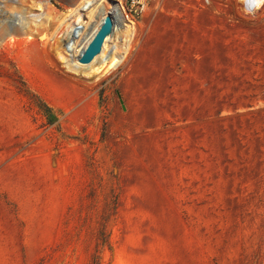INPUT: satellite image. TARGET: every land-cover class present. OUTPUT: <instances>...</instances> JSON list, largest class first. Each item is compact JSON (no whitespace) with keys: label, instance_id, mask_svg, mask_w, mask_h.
<instances>
[{"label":"rangeland","instance_id":"obj_1","mask_svg":"<svg viewBox=\"0 0 264 264\" xmlns=\"http://www.w3.org/2000/svg\"><path fill=\"white\" fill-rule=\"evenodd\" d=\"M83 1L0 0V264H264V5Z\"/></svg>","mask_w":264,"mask_h":264},{"label":"bare ground","instance_id":"obj_2","mask_svg":"<svg viewBox=\"0 0 264 264\" xmlns=\"http://www.w3.org/2000/svg\"><path fill=\"white\" fill-rule=\"evenodd\" d=\"M81 3V2H80ZM105 2L101 1V2H96V3H93L92 4V7L86 12V15L88 18L92 17L95 13L98 14V22H96L97 24L100 22L101 18L104 17L105 15H107L108 13L111 14V16L113 17V21H114V29H113V32H112V35L115 33V30L117 29V21L121 20L122 23H123V26L125 27V29H127L128 25L126 23H124V19H123V10L120 5H116L115 7H111L109 4L108 8L105 6ZM82 6L79 4L75 10L73 11V14L77 17V20L81 19V16H83V14H81V11H82ZM39 11H43L42 8H39ZM85 16V14H84ZM81 21V20H79ZM98 25H95L91 31L88 33V36L86 37V41L84 43V45H82L83 47L81 48V50L85 47L86 43L88 42V40L90 39V37L93 35V33L95 32L96 28H97ZM87 35V34H86ZM112 35H109L108 37H106L102 43V46H101V50H100V53L94 57V59L92 60V62L94 63H98V64H104L105 62V58H104V55L106 53V47H107V42L111 39ZM85 39V38H84ZM106 45V46H105ZM81 51L77 54V57L80 55ZM115 60V58H114ZM113 61V57L110 56V63L109 64V67H113L114 66V63H112ZM78 62V61H77ZM97 64V65H98ZM84 65V64H83Z\"/></svg>","mask_w":264,"mask_h":264},{"label":"water","instance_id":"obj_3","mask_svg":"<svg viewBox=\"0 0 264 264\" xmlns=\"http://www.w3.org/2000/svg\"><path fill=\"white\" fill-rule=\"evenodd\" d=\"M112 32L113 17L110 13H108L103 17L97 31L95 32L85 49L81 52L80 56L77 59L78 63H90L91 60L100 53L104 39L111 35Z\"/></svg>","mask_w":264,"mask_h":264},{"label":"built area","instance_id":"obj_4","mask_svg":"<svg viewBox=\"0 0 264 264\" xmlns=\"http://www.w3.org/2000/svg\"><path fill=\"white\" fill-rule=\"evenodd\" d=\"M101 1L105 2L106 0H84L81 5L83 8L81 12L82 13L87 12L92 7L93 3L101 2ZM126 3L128 6L129 13H134L135 15H141L147 7L148 0H127ZM102 19L103 17L101 18L99 25ZM75 27H76L75 29L68 32V36L65 41V48L67 49V51L70 52L71 50H73L74 45H76V41L81 37V30L84 28V25L80 21V23H78V25H75ZM113 29H114V21H113Z\"/></svg>","mask_w":264,"mask_h":264},{"label":"trees","instance_id":"obj_5","mask_svg":"<svg viewBox=\"0 0 264 264\" xmlns=\"http://www.w3.org/2000/svg\"><path fill=\"white\" fill-rule=\"evenodd\" d=\"M21 86L24 88L25 85L23 83H21ZM23 92L30 100L33 101V103L34 102L38 103L37 106H38L39 110L44 111V112L47 113V115H45V116H46V119L48 121V124L51 123L53 120H52L51 116L48 115L49 112H50L48 107L41 100H39L37 97H35V95L30 93L27 89L24 88ZM98 260H99V257L97 255H95L92 258V264H98Z\"/></svg>","mask_w":264,"mask_h":264},{"label":"clouds","instance_id":"obj_6","mask_svg":"<svg viewBox=\"0 0 264 264\" xmlns=\"http://www.w3.org/2000/svg\"><path fill=\"white\" fill-rule=\"evenodd\" d=\"M245 10L249 15H254L255 10L264 5V0H243Z\"/></svg>","mask_w":264,"mask_h":264}]
</instances>
